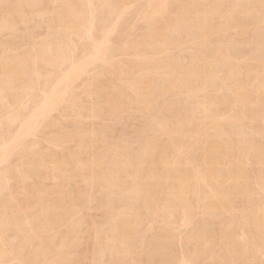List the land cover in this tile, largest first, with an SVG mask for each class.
Listing matches in <instances>:
<instances>
[{"label":"bare ground","instance_id":"bare-ground-1","mask_svg":"<svg viewBox=\"0 0 264 264\" xmlns=\"http://www.w3.org/2000/svg\"><path fill=\"white\" fill-rule=\"evenodd\" d=\"M0 264H264V0H0Z\"/></svg>","mask_w":264,"mask_h":264},{"label":"rangeland","instance_id":"rangeland-1","mask_svg":"<svg viewBox=\"0 0 264 264\" xmlns=\"http://www.w3.org/2000/svg\"><path fill=\"white\" fill-rule=\"evenodd\" d=\"M24 28H25V27H23V28L21 29V27H20V29H21V30H20V31H21L20 33H22V30H23V33H24ZM40 30H41L42 32H38V33H39V37H43L44 34H45V30H44V29H43L44 31H43L42 29H40ZM40 30H39V31H40ZM40 33H41V36H40ZM42 33H43V34H42ZM89 99H90V98H89ZM89 99H88V98H87V99H84V100H85V101H84V106L87 105L86 103H87L88 101H89L88 103H90V104L92 103L91 100H89ZM87 100H88V101H87ZM88 106H89V104H88L86 107H88ZM82 120H84V121H83L84 123H88V122H85V120H88V119H86V117H85L84 119L82 118ZM89 120H91V119H89ZM89 120H88V121H89ZM68 121H70V120H68ZM68 121H67V122H68ZM91 121H93V120H91ZM89 123H91V122L89 121ZM129 123H130V122H129ZM129 123H128V124H129ZM131 123H133V122L131 121ZM130 126H131V125H130ZM38 137H39V136H38ZM39 138H41V137H39ZM41 139H42V138H41ZM41 139H40V141H41ZM36 140H37V139H36ZM37 141H38V140H37ZM40 141H38V142H39L40 145H41V143L44 142V140L41 141V142H40ZM44 144H45V143H43L40 147L46 149V148L48 147V144H45V147H44ZM73 144H76V143H73ZM68 146H69V147H68ZM70 146H72L71 143H69V144L67 145L68 148H67L66 146H65L64 148L70 149V148H72V147H75V145H73L72 147H70ZM58 149H60V148H58ZM47 182H48V184L50 183V185H51V183H52V182H49V181H47ZM47 182H46V184H47ZM48 184H47V185H48ZM13 263H14V262H13Z\"/></svg>","mask_w":264,"mask_h":264}]
</instances>
